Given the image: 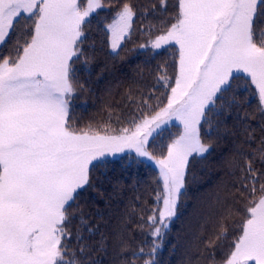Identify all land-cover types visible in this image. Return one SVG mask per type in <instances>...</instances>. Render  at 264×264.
Here are the masks:
<instances>
[{"label": "snow or ice", "instance_id": "1", "mask_svg": "<svg viewBox=\"0 0 264 264\" xmlns=\"http://www.w3.org/2000/svg\"><path fill=\"white\" fill-rule=\"evenodd\" d=\"M113 2L0 0V48L15 40L13 50L0 55V264H84L93 249L79 232V257L68 243L73 205L91 186L92 170L118 154L159 168V206L147 217L155 239L150 252L140 249L144 264H154L158 240L176 216L190 158H206L213 149L211 136L207 142L202 137L207 114L241 73L255 86L264 129V0H176L175 16L162 21L148 42L153 49L177 46L174 83L166 72L158 77L170 90L166 103L137 101L130 93L125 107L134 104L136 112L113 117L112 109L103 123L75 126L69 113L72 98L85 90L75 68L84 57L85 27ZM160 6L166 11V0ZM135 16L136 7L124 2L106 26L116 55ZM17 25L24 29L18 36ZM172 120L180 131L156 154L150 138ZM252 138L249 131L246 139ZM248 147L250 153L236 150L225 161L233 174L239 171V187L231 202L218 199L217 230L204 242L205 250L226 247L219 264H264V135ZM234 217L239 219L229 235L227 222Z\"/></svg>", "mask_w": 264, "mask_h": 264}, {"label": "trees", "instance_id": "2", "mask_svg": "<svg viewBox=\"0 0 264 264\" xmlns=\"http://www.w3.org/2000/svg\"><path fill=\"white\" fill-rule=\"evenodd\" d=\"M124 2L136 7V16L130 38L126 37L116 55L111 50L106 26ZM153 4L156 10L152 9ZM166 4L165 11L160 0H114L90 17L83 37L84 57L75 65L77 77L85 85V90L78 91L70 104L69 118L75 126L103 123L112 109H115L113 117L117 113L136 112L134 104L125 107L130 93L137 101L143 98L153 104L166 103L170 90L163 87L164 82L158 77L166 72L174 83L177 46L153 49L148 43L163 27L161 22L175 16L176 0H166ZM23 31L17 25L16 35ZM14 44L13 39L7 49L0 48V55L11 52ZM142 44L147 46L142 48ZM239 75L241 78L232 82L231 90L207 114L202 137L207 142L211 136L213 149L206 158H190L176 216L158 240L160 246L154 254V264H219L223 258L226 247L205 250L204 242L217 230L222 211L218 199L231 202L234 188L239 187V171L233 174L225 161L236 150L250 153L248 146L255 148L264 135L255 86L246 82L243 74ZM179 131L180 127L174 123L163 125L150 138L152 151L156 154L165 151ZM249 131L251 140L246 139ZM237 163L243 166L244 160L238 158ZM158 191H162L159 170L145 160L137 163L134 155L131 160L125 154L109 157L104 166L94 168L91 186L81 191L73 205L69 226L73 235L68 243L77 257L79 232L83 242L93 249L84 264H144L147 256L141 258L140 249L148 253L153 246L155 238L150 235L147 217L159 206ZM238 219L234 217L227 222L229 235ZM89 228L91 233L87 231ZM102 239L103 249L100 248ZM121 242L126 246L124 251L120 250Z\"/></svg>", "mask_w": 264, "mask_h": 264}, {"label": "rangeland", "instance_id": "3", "mask_svg": "<svg viewBox=\"0 0 264 264\" xmlns=\"http://www.w3.org/2000/svg\"><path fill=\"white\" fill-rule=\"evenodd\" d=\"M241 74H243V73H241ZM244 75V74H243ZM169 123H174V124H176L177 126H179L180 128H181V126L179 125V123L178 122H176L175 120H172V121H169L167 124H169ZM166 124V125H167ZM163 126V125H162ZM162 126H161V128H162ZM159 129H157V131H158ZM156 133V132H155ZM155 133H153V135L155 134ZM118 155H120V154H118ZM146 162H148V163H151L157 170H159V168L156 166V164L154 163V162H152V161H148V160H146V159H144Z\"/></svg>", "mask_w": 264, "mask_h": 264}]
</instances>
